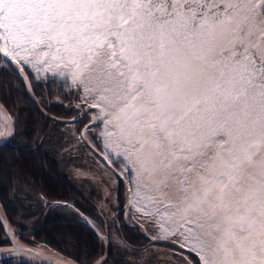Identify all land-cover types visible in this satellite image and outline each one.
<instances>
[{
    "label": "snow or ice",
    "instance_id": "snow-or-ice-1",
    "mask_svg": "<svg viewBox=\"0 0 264 264\" xmlns=\"http://www.w3.org/2000/svg\"><path fill=\"white\" fill-rule=\"evenodd\" d=\"M12 65L98 109L85 127L175 264H264V0H0Z\"/></svg>",
    "mask_w": 264,
    "mask_h": 264
},
{
    "label": "trees",
    "instance_id": "trees-1",
    "mask_svg": "<svg viewBox=\"0 0 264 264\" xmlns=\"http://www.w3.org/2000/svg\"><path fill=\"white\" fill-rule=\"evenodd\" d=\"M6 71L7 70L5 69L0 70V102L7 110H9L12 118L18 111L21 112L24 117L22 125L19 127L16 126V135L11 141L12 143L6 142L0 146V176L3 178L2 158L12 151L15 152V146L19 147L20 150L17 149V151L22 153L25 151L23 147L30 145L35 148L25 152L30 153L36 158H42L43 163L49 162L52 165L60 166L61 171L59 176L61 180L67 186L69 185L73 192L76 191V194H74L75 197H71L64 192H56V181L53 180L52 177H48L45 172H41L38 177L39 181L42 182L41 184H36L35 182H33V184L32 182L28 183L27 179H33L35 176L33 168L29 166V163H20L18 158L15 159L16 161L13 162L15 167L14 189H17L10 198L12 199V203H17L20 206V212H24V214L21 213L22 215H14L15 220H21L20 223L17 224L22 225V228H25L26 230L27 228H34L38 224V220L41 221L42 214L45 211V208L41 207L43 197L47 196L52 199V201L55 200V203L49 207V209L53 211L52 213L55 214V217L52 219L49 217L46 220V222H48L46 224L47 234H41L35 230L34 232L29 233L20 231V238L24 242L34 246L39 245L40 243L47 244L59 252L68 255L75 261H78L80 264H89L96 259L102 251L101 242L95 238V235L94 237L92 236L93 232L90 229L86 228L78 221V216L75 213L68 215L67 212H64V207L58 203V201L66 200L68 197V200L70 201L79 200L80 203H77V205L83 212L89 211L93 213L98 225L100 224L102 226L104 223L103 219H105L110 243L109 264H149L150 262V264H175L172 252L170 249L168 250V248H171L169 245L149 242L137 227L128 225L123 221V206L126 201L124 186L122 181L106 165L103 166L102 162H100L107 173H103L101 176L93 173L97 175L98 179H94L92 177L93 174H90V182H86L84 179H79L77 176L73 178L76 174L74 169L72 178H68V176L65 175L64 168H67L68 171L66 160L61 162L58 160V156L55 155L54 152L60 150L61 143H63L65 138L66 141L68 139L73 145H77L72 138H75L78 135L79 138L76 140H79V143L81 144L79 128L71 123L68 125L66 124L65 127L68 128V135L65 131L66 135L63 139L52 140L50 139L52 137L51 135L49 139L46 138L44 141L43 134H45L46 130L51 127L52 119L43 115L39 111V108L30 99L28 92L22 90L24 87L23 81L20 80L22 77L19 75L20 78L17 76L18 79L13 78L11 75L6 76ZM32 73L36 76L34 70H32ZM7 77L9 80L6 79ZM32 82L33 81H31V83ZM71 90L72 88L70 87V91H64L61 84L50 83L45 86L43 83H40L36 85L33 92L40 105L46 108L49 113L59 117H68V115L76 113V110L73 109L72 106L69 109L64 106L67 98L76 95L75 91ZM76 98L80 100L78 102H84L80 96L76 95ZM36 118L39 122L33 125V120ZM56 141H59L60 146L54 147L53 143ZM21 153L18 154L19 158ZM72 153H75L74 155L76 156L80 155L76 150L72 151ZM72 163L79 168L82 167V164H79L75 159ZM116 167L118 166L116 165ZM23 179H26V181ZM1 180L0 192L6 194L5 188L1 184ZM94 185L100 186L102 190L99 192H89L88 189ZM104 189L107 191L105 192ZM128 217L132 218L134 221L142 223L146 228L147 233L154 235V232L157 229L155 224L145 219L132 206L128 211ZM63 219L68 220V226H71V229L69 230L71 231L70 234L75 243L76 241L74 239L79 241V247L78 245L74 246L72 244L63 245L49 236L50 232L47 229L49 223L59 220L64 222ZM0 242L4 241L1 239ZM152 251H156L157 254H163V256L158 255L159 258L156 254L152 253ZM185 254L193 261H196L195 257L187 253ZM0 264H13V262L3 261L0 262Z\"/></svg>",
    "mask_w": 264,
    "mask_h": 264
},
{
    "label": "bare ground",
    "instance_id": "bare-ground-1",
    "mask_svg": "<svg viewBox=\"0 0 264 264\" xmlns=\"http://www.w3.org/2000/svg\"><path fill=\"white\" fill-rule=\"evenodd\" d=\"M24 76L26 77V75H21L22 79H23V84H24V87L22 88V90L24 91H27L28 92V86L27 85H30L31 81L28 80V79H25L24 81ZM32 76H35V74L32 73ZM31 91H32V87H31ZM34 93V92H33ZM29 95V94H28ZM35 95V94H34ZM30 97V96H29ZM36 97V96H35ZM31 99V98H30ZM32 100V99H31ZM37 100V98H36ZM33 102V101H32ZM38 102V100H37ZM34 103V102H33ZM39 103V102H38ZM35 104V103H34ZM40 104V103H39ZM3 105V104H2ZM36 105V104H35ZM4 106V105H3ZM37 106V105H36ZM41 106V105H40ZM5 107V106H4ZM38 107V106H37ZM44 110H46L43 106H41ZM6 108V107H5ZM39 108V107H38ZM83 109H87V110H90L89 108V105L87 103H84V107ZM8 113L10 114L9 110H7ZM39 111L45 115L43 113L42 110L39 109ZM47 111V110H46ZM49 113V111H47ZM80 112H78L77 114H79ZM90 115L86 118V119H83V121H85V123H91L93 122V120L97 119L98 118V109H93V111H89ZM51 114V113H50ZM0 117L3 118V121L6 120L5 116H3V114L0 112ZM11 115V114H10ZM53 115V114H52ZM46 116V115H45ZM84 115L82 114L81 117H83ZM12 117V116H11ZM23 114L21 112H17L14 114V117L12 118V120H15V123H16V126L19 127L20 125H22V120H23ZM5 118V120H4ZM69 118V117H68ZM50 119V118H49ZM52 119V118H51ZM51 127L48 128L46 130V133L43 134V140L45 141L46 138L49 139V137L52 135V137L50 139L52 140H58V139H63L64 136L66 135V133L63 131L66 127V121L64 120H58V119H52L51 120ZM39 121L38 119H34L33 120V125L37 124ZM72 121H68V124L71 123ZM85 125V124H84ZM83 128V127H82ZM99 128H103V125L100 124L99 125ZM82 131V130H81ZM85 133H86V129H85ZM15 137V136H14ZM14 137H12L11 139H9L8 141L6 142H10L12 143L11 141L14 139ZM82 138L81 139V146L78 148L79 151H82V154H80L78 157H82L83 156V162L78 161L79 164H82V167H77L74 165V171L76 173L80 172L79 174H75L77 176V178L79 179H84L86 182H90V174L92 173H96L98 174L99 176H101L104 172L101 171L103 166L106 165V161L109 162V159H114V156L113 157H110L108 159H106V155L107 153L105 152V150L103 148H97L96 145L92 142V136L88 137H83L81 135ZM94 138V137H93ZM79 141V140H78ZM40 143V142H39ZM41 144V143H40ZM94 147V149H96L97 151L95 152L91 147ZM16 150H20L19 147L15 146ZM33 148H35L34 146H30V145H27L23 147V149H25V151H28V150H32ZM18 154H20L18 151H17ZM102 156V157H101ZM75 159V155L68 158V156L66 157V161L68 162V160L70 162H72L73 160ZM102 162V164L100 163ZM110 163V162H109ZM113 166H115L113 163H111ZM67 167H68V163L66 164ZM83 165L86 166V168H83ZM89 171V176H87L86 174L88 173ZM107 173V172H105ZM68 172L65 173V175H67ZM116 175V174H115ZM117 176V175H116ZM72 181V180H71ZM70 181V182H71ZM123 186H124V190H125V194L127 196V188L125 186V184L122 182ZM89 192H99L102 190V188L98 185H94V186H91L89 189ZM74 194H76V191L73 192ZM44 197H47V196H44ZM44 197H43V200H44ZM12 199L10 198V196H7L6 194H4V192H0V206L2 207L3 209V212L0 213V240L2 239V241L4 242H0V246H7L8 243H9V240L7 238V231L5 229L6 225L8 224V226H10L11 228L15 229V225L14 224H17V223H20L21 220L17 221L15 220L14 218V214H15V211H17L18 209H20V206L17 204V203H12L11 201ZM77 203L79 204V200H73V201H70L68 200V197L66 198V200H63L62 203L60 205H62L64 207V212L68 213V215L70 214H73L75 213L73 210L74 209H78L79 211L82 212V214L85 216V218L90 222L92 223L98 230H100L99 232L103 233V234H106L107 235V245H108V255L105 257L106 261H107V264L110 263V259H109V253H110V243H109V238H108V233H107V224H106V227L104 230L102 229H99V225L98 223L95 221V218H94V215L93 213L89 212V211H85L83 212L82 210L79 209ZM41 207H44L45 208V211L43 212L42 214V217H41V223L37 224L35 227H34V230L35 231H38L39 233H43V234H47L46 232V224L48 222H46V220L50 217L51 219L55 217V214L52 213L53 211L49 209V206H48V203H42L41 204ZM131 207V204L129 205V209ZM42 209V208H41ZM129 211V210H128ZM77 215V214H76ZM78 216V215H77ZM80 216H78V221L83 225L85 226L86 228L90 229L92 232H93V237L95 235V238H97L100 242H101V245H102V251L100 252V254L98 255V257H101L103 255V251H104V248H105V245L103 243V238L100 236V233H95L94 230L88 225L90 224L88 221H85L84 218L80 217L81 220L83 221H80ZM123 221H124V218H123ZM135 222H139V221H135ZM142 224V223H141ZM130 225V224H128ZM133 226V225H132ZM142 226H144L142 224ZM136 227V226H135ZM10 228V229H11ZM138 228V227H137ZM146 229V228H145ZM149 234V233H148ZM144 235V234H143ZM150 235V234H149ZM147 238V237H146ZM148 239V238H147ZM32 247V246H31ZM64 254V253H63ZM66 255V254H64ZM68 256V255H66ZM71 258V257H70ZM8 262H13V261H8ZM78 262V261H76ZM19 263H23L21 261H19Z\"/></svg>",
    "mask_w": 264,
    "mask_h": 264
},
{
    "label": "rangeland",
    "instance_id": "rangeland-1",
    "mask_svg": "<svg viewBox=\"0 0 264 264\" xmlns=\"http://www.w3.org/2000/svg\"><path fill=\"white\" fill-rule=\"evenodd\" d=\"M54 116H56V115H54ZM0 121H2L1 117H0ZM66 124L68 125V121L66 122ZM0 127H2V125H0ZM90 134L91 133H85V136L90 137ZM80 136H81V134H80ZM77 138H79L78 135L75 138H72V140H74V142L77 143V145L76 144L73 145L71 143V141H69L68 139L66 141V138H65L63 143H61L60 150H57V151L54 152V154L58 156V160L63 162V161L66 160L67 156H68V158L69 157L72 158V156L75 154V153H72V151H75V150L77 151V153L82 154V151H79V149H78L81 146V144L79 143L78 140H76ZM53 144H54V147L60 146L59 141H56ZM19 153H21V152H19ZM17 158L19 159L20 163H24V164H28L29 163V166L33 168V172H34L35 176L33 177V179H27L28 183L32 182V184H33V182H35L36 184L37 183L41 184L42 182L39 181L38 177L40 176L41 172H45L48 177H52V179L56 181V192H58V193H63L64 192V193L69 194L71 197H75L71 187L69 185L67 186L61 180V178L59 176L60 171H61L60 170V166L52 165L49 162L43 163L42 158H36L35 156H33L30 153L25 152V151L21 153L20 158L18 157L17 151H15V152L12 151L11 153H9L8 155H6L5 157L2 158V161H3V164H2L3 178L0 176V180L2 178L1 184L4 186L5 193H6L7 196H12L14 194V191L17 189V188L14 189L15 188L14 187L15 167H14V164H13V162H15L16 161L15 159H17ZM75 160H79V161L83 162L84 159H83V156L82 157H78V156L75 155ZM74 165H75L74 163H72V162H70L68 160V171H67V168H64V173L68 172V174H67L68 178H72ZM83 168H86V166L83 165ZM101 171H103L104 174L106 172L103 168H102ZM17 172H18V170H17ZM79 173L80 172H78L76 174H79ZM86 175L89 176V171H88V173ZM74 177H76V175H74L73 178ZM92 177L94 179H98L96 174H93ZM23 180L26 181V179H23ZM111 183H113V182H111ZM106 191L107 190H105V192ZM125 200H127V196H126ZM44 201L46 203H55V200L52 201V199H50L49 197H44L43 202ZM125 203H126V201L124 202V206H125ZM124 206H123V217L125 215ZM21 213L24 214V212H22V211L20 212V209H18L17 211H15L14 215L21 214ZM126 218L128 219V221H132L133 220L132 218H129L127 214H126ZM63 220H64V222L62 220H59V221H52V222L49 223L48 228H47L48 231L50 232L49 236L52 239H54L55 241H58L59 243H61L63 245L64 244H66V245L72 244L74 246L78 245L79 241L77 239H74L76 241V243H75L73 241V238H72L71 234H70L71 231H69V230L71 229V226H68V224H69L68 220H66V219H63ZM103 221H104V226L103 225L101 226L99 224L100 225L99 229H102V230H104L105 227H106L105 219H103ZM38 223H41V221L38 220ZM15 229L17 231L28 232V233L29 232H34V228H27V230H26L25 228H22V225H20V224L15 225ZM43 246L45 247V246H49V245H47V244L44 245L43 244ZM78 247H79V245H78ZM152 253L156 254L157 257H159L158 255L163 256V254L162 255L161 254H157L156 251H152ZM151 261H153V260H151Z\"/></svg>",
    "mask_w": 264,
    "mask_h": 264
},
{
    "label": "water",
    "instance_id": "water-1",
    "mask_svg": "<svg viewBox=\"0 0 264 264\" xmlns=\"http://www.w3.org/2000/svg\"><path fill=\"white\" fill-rule=\"evenodd\" d=\"M15 67V65H13ZM24 81H25V76H24ZM28 86V94L30 96V98L32 99V101L39 107L40 110L43 111V113L48 116L50 119H58V120H64V121H74V120H78L81 118L82 114L84 113L85 110L81 111L79 114H76L72 117H57L54 116L50 113H48L46 110H44L40 104L37 102L36 97L33 93V90L31 91V87L29 85ZM0 112L3 114V116H5L4 120L7 121L9 124L12 121V117L11 115L8 113L7 109L2 105V103L0 102ZM1 116V115H0ZM91 125V123H87L83 126L82 131H81V135L83 137L85 136V126H89ZM9 139L5 140L3 143H0V146H2L6 141H8ZM90 147L96 152L97 150L94 149V147H92L90 145ZM102 157V156H101ZM107 166L113 171V173H115L117 175V177L125 184L126 188H127V200L124 206V221L127 224L133 225L138 227L141 232L144 234L145 237H147L148 239H150L153 242H156L153 237L151 235H149L145 229L144 226H142V224L140 222H129L126 219V214L128 213L129 210V205H130V199L132 197V192L131 190L128 189L127 187V182L125 181L124 177L120 175L118 169L113 166L111 163H109L108 161H106ZM78 216L82 217L85 219V221H88L85 216L82 214L81 211H79L78 209H74L73 210ZM3 212L2 207L0 206V213ZM79 217V218H80ZM80 221L81 218H80ZM84 221V220H83ZM82 221V222H83ZM89 222V221H88ZM90 223V222H89ZM95 233H100V236L103 238V243L105 245L104 251H103V255L101 257H106L108 255V241H107V235L103 234L101 232H99L100 230H98L92 223L88 224ZM10 226H8V224L6 225L5 229L7 231V238L9 240V243L7 246H0V253H5V254H13V257L15 258V260L17 261H21V262H26V263H30V264H80L78 262H76L74 259L70 258L69 256H66L64 254H62L61 252L53 249L50 246H41V247H36V246H29L27 245L25 242H23L22 240L19 239V237L16 235L15 233V229L11 228ZM163 243V242H162ZM185 252H188L187 249H182ZM189 253V252H188ZM192 255H195V253H190ZM101 257H97L96 259H94L90 264H96V262L98 260H100ZM198 258V257H197ZM1 261H13V259H7V260H0Z\"/></svg>",
    "mask_w": 264,
    "mask_h": 264
},
{
    "label": "flooded vegetation",
    "instance_id": "flooded-vegetation-1",
    "mask_svg": "<svg viewBox=\"0 0 264 264\" xmlns=\"http://www.w3.org/2000/svg\"><path fill=\"white\" fill-rule=\"evenodd\" d=\"M12 68H14V66H11V67H7V68H5V67H3V66H0V70L1 69H5V70H7L5 73V75L6 76H9V75H11L13 78H20V76L23 74V75H26L27 76V72H25V73H20L18 70H17V72H13L12 71ZM20 75V76H19ZM18 76V77H17ZM18 78V79H19ZM7 80H9V78L7 77L6 78ZM20 80H22L23 81V79L22 78H20ZM71 91H75V89H72ZM81 92H82V90H81ZM78 101H80V100H78L77 98H76V95H74L73 97H71V98H67L66 99V102H65V104H64V106L65 107H68V109L72 106V108L73 109H75L76 110V113L75 114H73V115H76L78 112H81V111H83L84 109H83V107H84V103L85 102H78ZM46 109V108H45ZM93 109H95V108H92V109H90V110H85L84 111V113H83V117H81L79 120H77V121H72L71 122V124H74V126L76 127H78L79 128V133L81 134V130H82V127L84 126V124H86L85 123V121H83V119H86L89 115H90V113H89V111H93ZM47 110V109H46ZM51 110H53V109H51ZM12 116V115H11ZM70 116H72V115H68V117H70ZM79 125H81V126H79ZM89 126H91V125H89ZM102 130V128H93L92 129V131L91 132H89L87 129H86V133H91L90 134V136H92V142L96 145V147L97 148H103L104 149V147H103V140L102 139H100V140H97L96 139V137L99 135V132ZM64 132L66 131V133H67V135H68V128H65L64 130H63ZM94 137V138H93ZM66 163H68L67 161H66ZM115 165V164H114ZM116 166V165H115ZM118 168V167H117ZM44 203H46L45 201H44ZM58 203H62V201H58ZM54 203H48V206L50 207L51 205H53ZM42 221V220H41ZM103 226H104V223H103ZM156 231H158V229H156ZM18 235H19V237H20V231L18 232ZM152 237L154 236L153 234H150ZM148 241L149 242H151V243H162V242H153V241H151L150 239H148ZM162 244H166V243H162ZM166 245H168V244H166ZM170 246V245H169ZM171 247V246H170ZM170 249V251L172 252V250H171V248H168V250ZM180 251H183L184 253H187V254H189V255H191V256H193V257H195L194 255H192V254H190V253H188V252H185L184 250H180ZM195 259L196 260H198V258L197 257H195Z\"/></svg>",
    "mask_w": 264,
    "mask_h": 264
}]
</instances>
